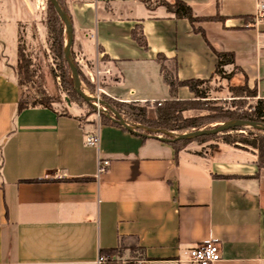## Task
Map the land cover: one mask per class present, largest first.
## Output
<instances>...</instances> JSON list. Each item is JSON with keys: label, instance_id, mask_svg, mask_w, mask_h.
Instances as JSON below:
<instances>
[{"label": "crops", "instance_id": "obj_1", "mask_svg": "<svg viewBox=\"0 0 264 264\" xmlns=\"http://www.w3.org/2000/svg\"><path fill=\"white\" fill-rule=\"evenodd\" d=\"M176 1L196 18L217 19L196 24L205 36L161 4ZM64 3L72 58L90 82L97 69L109 71L101 89L114 101L172 98L159 55L179 81L216 78L212 48L235 55L225 68L231 76L221 79L256 88L264 100V22H249L264 0ZM35 4L0 0V264H99L101 256V264H187V252L212 236L220 264H264V167L253 153L226 144L176 152L170 142L85 118L76 106L19 112L20 26ZM177 98L194 95L181 87ZM94 134L98 147L86 144ZM100 158L110 166L98 175Z\"/></svg>", "mask_w": 264, "mask_h": 264}, {"label": "trees", "instance_id": "obj_2", "mask_svg": "<svg viewBox=\"0 0 264 264\" xmlns=\"http://www.w3.org/2000/svg\"><path fill=\"white\" fill-rule=\"evenodd\" d=\"M62 10L68 15L69 12L68 9L65 6L64 0H57ZM147 3V2H146ZM49 7H50V16L47 21V28H48V38L51 43V50L55 56V59L58 61L61 71V80L66 87H68L70 90L73 89V79L71 75V70L69 67L68 62L65 59L64 56V46L66 42V34H65V25L59 18L58 14L56 13L54 7L52 4L48 1ZM164 5L167 10L175 15L178 19H186L190 22V24L193 26L194 31L197 33H201L203 36H205L203 29L196 28V24L208 22V21H214L217 20L215 18H196L193 14L192 9L184 2L182 1H176L174 4H167L165 2L161 3ZM70 18V17H69ZM134 39L138 41L142 46L146 47V42L142 35L138 36L136 32H134ZM212 48V47H211ZM213 52L216 55L217 58V64L214 72V76H219L221 78L227 79L231 75L227 76V73L225 71V68L228 66H235V55L233 53L229 52H218L212 48ZM19 58L21 59V62L23 63V69L22 72L25 76V78H29L30 71H29V63L26 59L23 52H21L19 48ZM73 60L78 67L77 62L75 61V58L73 57ZM158 60L162 63V75L164 78V81L166 84L170 87V92L172 98L166 102H160V103H143L146 108L150 109V115L147 114L146 110L140 109L138 106H140V103H120L117 101L112 100L106 95H101L106 102L110 103L109 105H116V111L122 116V118L132 124H140L143 126H146L150 129H156V130H168L169 132H175L180 131V135L202 130L204 127H206V124H209L210 118L209 117H194L189 119H184L181 115L182 112H185L190 109L191 105L197 100V99H206L207 95L206 93L202 92L199 87L203 85L204 83L208 82V80H199V79H191L187 81H179L178 78L175 76L174 72L171 71L166 65L165 61L166 59L159 55ZM79 71V68H78ZM79 76L81 78V81H84L89 88H91L92 93L96 91V85L90 82L87 79H83L81 72L79 71ZM20 86H22V81H19ZM181 87H186L189 89V91L194 95L195 101H181L177 98L178 89ZM242 91H245L248 93L249 97H257V90L250 89L248 86H242L240 87ZM79 96V95H78ZM80 97V96H79ZM81 98V97H80ZM82 99V98H81ZM83 100V99H82ZM88 104V103H87ZM92 107V105L88 104ZM41 106L48 109H53L47 102L44 100H41L40 103H33L28 104L25 103L22 98L19 102L18 110L19 112L23 111L24 109L30 108V107H36ZM126 107V108H125ZM93 108V107H92ZM125 108V109H124ZM223 122L227 121H234V120H245V121H251L256 122L264 125V100L258 99L253 111L248 114L247 116H236V115H228L224 117ZM100 123L102 125H112L117 126L120 128V125L115 123L110 117H102L100 118ZM124 129V128H123ZM239 131H245L246 135L243 133H239ZM134 133V132H133ZM143 137L148 136H159L162 134H154L152 132L146 131V130H139L138 133H136ZM218 135L213 136H204L199 137L195 140H182V141H172L170 142L176 152L181 151L188 143L190 142H205L208 139H213ZM223 139L222 143L226 144L228 146H232L235 148L247 150L248 148H252L253 154L257 157V162L260 165V167H264V132L257 130V129H234L230 132L222 134ZM167 139H172L169 136H165ZM257 152V153H255ZM39 181V180H38ZM33 182V181H32Z\"/></svg>", "mask_w": 264, "mask_h": 264}, {"label": "rangeland", "instance_id": "obj_3", "mask_svg": "<svg viewBox=\"0 0 264 264\" xmlns=\"http://www.w3.org/2000/svg\"><path fill=\"white\" fill-rule=\"evenodd\" d=\"M49 16L50 7L48 0H36L33 14L29 16V20L25 24L20 26L18 45L21 52H23L26 59L28 60L30 71L29 78H25L22 72L23 63L21 62V59L18 58L17 73L18 80L22 81V100L28 104L40 103L41 100H44L53 109L63 113L67 112L69 107L76 106L81 108L83 117L86 118L92 116L99 121L101 116L109 117V114L113 116L109 109H107L104 105H97L101 111L99 114L98 110L94 109L93 106L92 108L84 100H82L74 89V81L72 84V90L63 84L60 77L61 71L58 67L59 63L55 59V56L51 50V43L48 38L47 21ZM228 75L229 74H227V76ZM82 77L83 79H86L83 75ZM81 82L82 91L86 96L99 98L104 103L108 105L110 104L98 94L96 82H93L96 85L95 93H92L91 88H89V86L84 81ZM99 85L102 86V81ZM199 89L206 93L207 98L197 99L196 101L194 98L193 100L195 102L193 105H191L190 109L182 112L181 115L184 119L194 117H209L211 120L209 124H206L204 129H213L217 126L228 123L229 121L223 122L221 119L230 114L236 116H247L253 111L258 101L257 97H249L248 93L242 91L240 87L228 85L219 76L210 79L208 82L201 85ZM119 105L121 104H118V106ZM128 105H130V103H128ZM139 105L140 106L138 107L140 109L146 110L147 114L150 115V109L146 108L144 104L140 103ZM109 106L115 111L118 107H115L116 105L112 104ZM132 125L141 126L145 128L143 130L157 135L162 134L159 136L164 138L165 136H169L170 138L174 139L176 136L181 134L180 131L169 132L168 130L150 129L146 126L136 123H132ZM239 133L246 135L245 131H239ZM222 139L223 136L220 134L213 139L206 140L203 143L190 142L187 145L193 144L195 146L201 147L200 151L203 153L209 151L211 152L217 147L218 144H223ZM252 151V148H248L247 152L253 153ZM136 261L139 260L135 259L134 261H131V263Z\"/></svg>", "mask_w": 264, "mask_h": 264}, {"label": "water", "instance_id": "obj_4", "mask_svg": "<svg viewBox=\"0 0 264 264\" xmlns=\"http://www.w3.org/2000/svg\"><path fill=\"white\" fill-rule=\"evenodd\" d=\"M52 6L54 7L56 13L58 14L59 18L65 25V33H66V42L64 46V56L66 61L69 64L73 81H74V89L76 93L88 104L92 105L94 109L99 111L98 104L99 105H104L107 109H109L110 113L113 115L111 116L110 114L108 115L115 123L126 129L127 131L138 133L140 129H145L141 126L138 125H132L128 122H126L122 116L112 109L108 104L104 103L102 100L99 98H93V97H88L86 96L83 91H82V82L80 80L79 72H78V67L76 66L72 55H71V48L73 45V37H74V30H73V25L72 22L70 21L68 15L62 10L60 7L59 3L57 0H48ZM239 128H253L257 129L260 131L264 132V125L256 122H251V121H245V120H234L231 122H228L226 124L217 126L213 129H203V130H197V131H192L183 135H178L174 139H167L161 136H148V137H154L158 138L160 140L166 141V142H172V141H182V140H195L199 137H204V136H213V135H220L224 134L227 132H230L234 129H239Z\"/></svg>", "mask_w": 264, "mask_h": 264}, {"label": "built area", "instance_id": "obj_5", "mask_svg": "<svg viewBox=\"0 0 264 264\" xmlns=\"http://www.w3.org/2000/svg\"><path fill=\"white\" fill-rule=\"evenodd\" d=\"M86 1V0H82ZM253 24L259 22H264V3L258 5L257 13L252 17L251 21ZM245 25L248 26V21L245 22ZM110 74L109 71L101 72L96 70L95 76L92 78V82H96L98 88V94L105 95L104 91L99 85L102 80V75ZM100 109L98 113L100 114ZM100 143L99 134L89 135L86 137V144L91 147H98ZM110 166V162L106 159L100 158L98 160V175L105 173ZM187 264H220L222 261L221 257V242L216 237H209L206 241L200 243L199 245L193 247L187 252ZM106 261L104 256H101L98 263L101 264ZM131 264H145L144 261L139 260L132 262Z\"/></svg>", "mask_w": 264, "mask_h": 264}]
</instances>
